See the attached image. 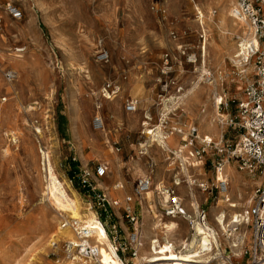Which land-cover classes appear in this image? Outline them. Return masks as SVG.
<instances>
[{
	"label": "rangeland",
	"instance_id": "1",
	"mask_svg": "<svg viewBox=\"0 0 264 264\" xmlns=\"http://www.w3.org/2000/svg\"><path fill=\"white\" fill-rule=\"evenodd\" d=\"M157 1L0 0V264H62L68 257L69 242H58L53 236L69 227L60 229L66 220L44 196L46 181L41 148L50 155V164L55 166L60 179L70 183L75 191L71 194L79 199L84 216L93 213L98 220L105 221L110 232L113 231L111 220L123 216L132 229L121 239L116 225L121 243L133 231L126 218L127 208L140 217V234L147 228L148 215L152 231L154 224L159 226L169 220L179 222L181 229L170 236L174 242H180L174 258L183 256L181 241L188 240L194 230L191 220L166 215L167 200H162V193L167 189L175 191L185 211L191 212L188 191L189 182L193 180L191 187L200 205L192 219L199 221V216L205 212L208 225L215 227L213 211L226 201L221 191L212 185L218 171L217 163L223 168L228 162L236 172L232 174V180L244 173L260 182L242 192L244 198H248L247 208L252 205L250 201L253 203L255 190L264 184V170L252 172L239 157L225 149L236 146L244 132L239 104L246 98L244 88L252 78L253 69L249 67L247 72L251 74L245 77L234 64L230 66L226 62L222 68L217 67L214 64L216 49L208 45L209 42L207 68L217 75L224 100L218 108L224 122L218 116L213 117L216 129L222 134L214 138L217 147L208 146L207 153L198 157L196 152L203 145L202 140L190 135L191 128L197 130L199 124L195 121L196 114L171 108L170 113L165 112L163 131L165 136L174 134L178 137L176 144L185 145V152H192L193 156L187 155L192 164L188 176L183 173V162L176 154V145L171 147L172 150L154 145L148 154L142 153L147 149L146 128L160 123L163 102L178 95L172 87L167 92L162 90L166 79L164 55L171 56L173 77L182 92L199 80L201 70L199 46L202 39L195 4L205 0H172L171 4L167 0ZM8 3L21 10V19L9 15L6 11ZM101 52L109 54L107 62L100 60ZM10 69L17 73L13 82L5 78ZM95 74L98 75L96 78ZM205 82L201 80L200 84L208 85ZM107 83L117 92V99L113 101L116 95L107 98ZM200 96L207 98L206 94L200 93ZM128 98L138 99L136 112L125 110ZM205 105V101H201L199 109L207 110L208 105ZM113 114L118 118L112 117ZM96 116L103 118L104 133L96 127ZM145 121L146 125L143 124ZM38 128L41 133L36 130ZM220 149L224 151L220 152ZM100 164L109 167L103 177L96 174ZM85 175L111 201L108 214L96 205L91 192L83 187L81 180ZM114 177L118 183L113 187L108 183L105 189L98 187L101 181L107 182ZM142 178L150 179L152 184L157 182V189L143 203L140 200L150 188L142 196L136 195V183ZM176 180L181 182L179 187ZM200 184H205L208 189L200 188ZM121 189L122 194L118 195ZM126 197H132V202L127 203ZM113 201H118L119 205H113ZM144 204L148 210L143 217ZM246 228L249 233L241 246V254H235L229 243L222 241L220 249L227 264L248 263L244 250L250 244L251 225ZM159 229L155 234L161 238L163 232ZM68 231L77 240L76 233L71 229ZM111 236L109 240L117 248L119 243L114 244ZM140 240L143 242L142 237ZM140 248L139 256L133 262L151 264L140 260ZM72 252L78 255L74 249ZM120 254V259L127 264L130 254ZM152 264L192 263L173 259ZM203 264L219 263L210 258Z\"/></svg>",
	"mask_w": 264,
	"mask_h": 264
},
{
	"label": "bare ground",
	"instance_id": "2",
	"mask_svg": "<svg viewBox=\"0 0 264 264\" xmlns=\"http://www.w3.org/2000/svg\"><path fill=\"white\" fill-rule=\"evenodd\" d=\"M170 1L172 0H167V3L169 4ZM234 3L235 0H205V2H202V4H195V9L198 12H200L202 15L201 22L199 24L200 25L199 29L205 31V41L204 42L202 41L201 45L199 46L200 58H201V63H200L201 70L199 73L200 74L199 80L197 82H194L191 88H188L185 92H182L176 96H170V97L168 96L169 98H166L167 100L165 99V101L163 102L164 104L161 109L163 113H162V119H160V123L154 125L152 128H146L145 130L146 134L148 135L147 143L145 144L147 145V149L142 153L148 154L150 148H152L154 145L160 147L161 149H167V150H172L171 147L173 145H176V149H177L176 154L180 157L178 158L183 162V168H182L183 173L187 176H188L189 167L192 166V164H190V161H188L189 157H187V155L193 156V154L192 152L189 151L185 152L187 149L185 145H177L173 143L175 139L174 134H171L170 136H165V133L163 131V124H162L163 118L167 116V113L165 112L166 111L169 112L171 108H175L176 111L177 110L183 112L190 111L192 112V114L193 113L196 114V120L199 123V126L197 127L198 139L214 141L215 140L214 138L221 137L222 134L216 129L213 123V117L218 116L220 121L222 123L224 122V120L221 118L218 112L220 102L221 101L223 102V97L221 96L220 93L217 75L215 74V72L214 73H212V71L210 72L208 70L209 67L207 68L208 66L207 55L209 49L207 47L208 44L207 42H209L208 45H211L216 49L214 64H216L217 67H221V68L225 65L226 62L230 66L236 65L240 67L239 65L240 62L237 59V54L239 52L238 38H247L249 40L256 42L253 28L245 20L234 16V12H233ZM196 22L199 23V21ZM196 29H198L197 26ZM235 37L237 38V41L235 40ZM97 76L95 74V78ZM201 80L207 81L208 83L207 82L205 83H207L208 85H201L200 84ZM200 93H204L207 95L205 104L208 105L207 107L208 109L200 110L199 109L200 106H198L195 109V111L190 110L191 107L189 106H191L190 105L191 103H194L195 101H200L199 98ZM116 97L117 95L115 97L113 96L112 101L115 100ZM113 116L114 118L115 117L118 118L114 114L112 115V117ZM144 116L146 117V115ZM134 119L136 118L134 117ZM143 124L146 125L147 122L145 121ZM96 127L98 129H101L103 133L105 132L104 128H106V126L104 127L103 124L100 125L96 123ZM36 130L39 133H41V130L39 128ZM29 146L31 147V145ZM95 149L96 147L94 148V150ZM44 150L41 148L39 151L42 153V159L44 162L43 163L44 179L46 181V189L44 192V196L47 198L50 204L60 212L59 215L65 218V220L68 222L69 224L68 229H71L73 233H76V231H78L79 229L90 228V230H93L92 239L94 240L95 243L99 245V254L97 258L87 259L81 257L79 255L74 254V252H72L73 247L71 246L72 244L76 245L78 243V238L75 236L77 240L74 239V237L71 236V234L69 233L68 229L60 230L58 233L54 234L53 236L58 238V242L64 241V242H69L71 244L69 247L71 250L68 249L67 259L64 260L63 263L62 262L61 263L62 264H124L123 261L118 256L115 246L110 242L109 237L107 236V233L104 227L101 225L98 218L93 213H90L89 215H85V216L81 213L80 201L77 198V196L72 195L73 193H75V191L72 190L69 182L60 179L59 172H57L55 166H52L49 162L50 155L48 154L47 151ZM193 166H195V164H193ZM142 171L143 170H141V172ZM234 172H235L234 168L227 162V164H225L223 168L217 171L216 176L214 178V182H215L214 186L220 187L221 185L224 184L225 186L224 189L220 191L223 194L226 201V203L223 205V209L213 211V215L215 219V227L208 226L207 224H203L200 221H196L192 219V215L197 214L200 204L198 198L194 194L193 187H191L194 181L190 180L189 182L190 186L188 191L190 198L188 200V203H189V210H191V212L188 213L186 212V215L181 218L189 219L192 222H194L192 226L194 232L191 234L188 240H182V241L180 240L181 241L180 246L182 247L183 256L180 258L173 257L178 246L177 244L180 242H174L170 238V236L173 233L179 232V229H181L182 225L180 226V223L177 222L176 220H169V221H164L159 226H155L154 224L153 227L154 229L161 228L159 229L163 232L162 234L163 236L161 238L158 236L151 235L152 233L155 234V230L149 233V230H147L146 227L144 228V231L141 234L143 242H141L140 260H144L145 263L152 264V263H165L170 260L177 259L192 264H203L206 261H208V259L213 258V259H217L219 264H227L220 249L223 240H226L229 243L230 247L233 249L235 254L237 255L241 254V246L246 242L248 238L249 232L247 231L246 227L250 222V217L248 215V208L246 206H243L247 203L246 200L248 198L247 199L244 198V194L242 193V191L239 190L240 187L237 188L238 187L237 183H234V181L232 180V174H234ZM175 184L178 185L179 187L181 185V182L176 180ZM155 185H157V182L156 183L154 182V184L151 187H149L150 188L149 191L145 193L142 199L144 200L148 199L152 191L154 189H157L155 188ZM181 188L182 187H180V189ZM162 194H163V197L161 196L162 200L164 201L167 200L168 194L166 192ZM67 214L71 215L72 217L67 219L66 218L68 217ZM195 217H197V215ZM60 229L62 228L60 227ZM38 242H41L39 237H38ZM144 242L147 243L146 244L147 246L144 244ZM259 264H264V263H259Z\"/></svg>",
	"mask_w": 264,
	"mask_h": 264
},
{
	"label": "built area",
	"instance_id": "3",
	"mask_svg": "<svg viewBox=\"0 0 264 264\" xmlns=\"http://www.w3.org/2000/svg\"><path fill=\"white\" fill-rule=\"evenodd\" d=\"M157 1V0H156ZM158 3V1H157ZM6 11L14 19H21L23 14L16 6L8 3ZM234 16L245 20L254 30V37L256 42L247 38H238L239 52L237 59L240 62L239 74L246 77L247 68L252 67L254 71V77L246 82L244 88L245 99L239 104L240 114L242 116V128L243 134L240 142L234 147L228 146L225 150L232 156H237L242 161L244 166H248L253 172L254 170H264V0H235L233 7ZM201 13L197 11V19L201 22ZM200 38L205 41V31L201 30ZM182 54H186V50H182ZM101 61L107 62L109 60V54L101 52L99 54ZM174 69L171 56L166 53L164 55V69L163 74L166 79L163 81L162 90L167 92L171 87L175 89L177 94L182 93V87L179 86L177 79L173 77ZM207 77V75H206ZM5 78L8 82H13L17 79V73L15 70H8L5 73ZM246 79V78H245ZM106 91L108 93L107 98L110 99L117 92L113 89L110 83L106 85ZM139 107L138 99L128 98L125 101V110L127 112H136ZM103 118L96 116V123L103 124ZM190 135L192 138L197 139L196 128H191ZM201 148L196 152L198 157H202L207 153V147L217 145L213 141L204 140ZM224 149H220L223 152ZM50 159V157H49ZM50 162V160H49ZM222 167L221 163H217V170ZM107 165L100 164L96 169L98 177H103L107 174ZM88 174V173H86ZM89 175V174H88ZM82 185L87 191L91 192L94 202L100 206L103 211L108 214L109 207L111 208V201L108 200L106 195L99 191L96 186L85 176L82 177ZM153 184L150 179L142 178L138 179L136 183L135 192L137 196H142ZM214 186V185H212ZM224 184L220 187L215 186L219 190L224 189ZM200 188L204 190L208 189L205 184H200ZM168 194L167 206L165 207V213L170 217L185 216L186 211L181 201V198L175 193V191L167 189L165 191ZM131 198H128L130 201ZM113 205L118 206V201H113ZM251 225V245L244 250V256L248 258L246 264H259L264 263V184L259 186L255 190V196L253 203L248 211ZM126 218L133 226V231L125 242H120L117 236L116 225L111 227L113 231L110 232L105 221H101V225L104 227L107 236L113 240L115 244H118L116 251L123 256L125 253H129L131 259L127 264H135L133 260L139 256L138 248L141 246V234L139 232L140 217L135 215L126 209ZM199 221L203 224H207L206 213L203 212L199 216ZM194 222L191 221V227ZM61 228L65 229L69 226L67 221H63ZM209 226V225H208ZM78 243L70 244L76 253L87 259H95L99 254V245L92 242L93 230L83 228L76 231ZM118 242V243H117ZM56 243H53L55 246ZM68 247V248H69Z\"/></svg>",
	"mask_w": 264,
	"mask_h": 264
},
{
	"label": "crops",
	"instance_id": "4",
	"mask_svg": "<svg viewBox=\"0 0 264 264\" xmlns=\"http://www.w3.org/2000/svg\"><path fill=\"white\" fill-rule=\"evenodd\" d=\"M249 69V68H248ZM248 69H247V71H248ZM253 69V68H252ZM248 73V72H247ZM249 74H251V72H249L248 74H246V77L249 75ZM252 78L254 77V71H253V73H252V76H251ZM251 78V79H252ZM248 79V78H247ZM202 94H204V93H202ZM245 95V94H244ZM204 96H205V94H204ZM199 98H200V101H195L194 103H191L190 105L191 106H189V107H191L190 108V110H193V111H195V109L198 107V106H200V103H201V101L202 102H204L205 101V98H202L201 96H200V94H199ZM224 101V100H223ZM222 103H224V102H222ZM221 102H220V105L222 104ZM219 105V106H220ZM187 114H189V113H187ZM190 115V114H189ZM191 116V115H190ZM192 117V116H191ZM195 121H197V120H195ZM198 126H199V124H198ZM179 133H181L180 131H179ZM178 133V134H179ZM178 137H176L175 139H174V144H176L177 142H178ZM198 139V138H197ZM204 140H202V142H203ZM188 146V145H187ZM202 146V145H201ZM200 146V147H201ZM118 159H119V157H118ZM115 160H116V157H115ZM108 167V166H107ZM109 168V167H108ZM233 181H234V183H237V188H239V190L240 191H244L245 189H248V188H254L255 186H257V184L258 183H260L256 178H251L250 176H247L246 174H244V173H240V175H238V176H235V177H233ZM109 185H111V187H113L115 184H117L118 182H117V178H109V180H107V182H105V181H101L99 184H98V187L99 188H101V189H105V187L107 188V186H108V184ZM237 190V189H236ZM122 194V189H121V192H119L118 193V195H121ZM128 198H131V202H132V197H126V202L128 203ZM143 201H145V200H140V202L142 203ZM167 201H168V199H167ZM252 202V200L250 201V204H252L251 203ZM243 206H246L247 207V203L245 204V205H243ZM250 207H251V205L248 207V211H249V209H250ZM221 209H223V206L221 207V208H219V209H215V210H221ZM147 210H148V207L146 206L145 207V205H143V207H142V215H143V217L145 216V214H146V212H147ZM249 215V214H248ZM170 217V216H169ZM148 222H146V224H147V230H149V233H150V230L152 231V229H151V219H150V217H149V215H148ZM100 221V220H99ZM101 222V221H100ZM111 222H112V224H115V225H117L118 226V228H119V231L121 232V239L123 238H126L127 236H128V234H129V231H130V229H132V227H130L127 223H126V221L124 220V218H123V216H121V217H119V216H116L115 217V220L114 219H112L111 220ZM129 222V221H128ZM249 224H250V222H249ZM153 225V224H152ZM156 231V229H153V231ZM152 231V232H153ZM156 236L157 234H153L152 233V236ZM251 239H252V234H251ZM251 239H250V244H249V246L251 245ZM114 243V242H113ZM115 244V243H114ZM246 258V257H245ZM247 260H248V258H246Z\"/></svg>",
	"mask_w": 264,
	"mask_h": 264
}]
</instances>
